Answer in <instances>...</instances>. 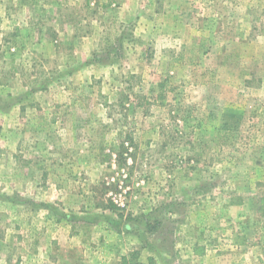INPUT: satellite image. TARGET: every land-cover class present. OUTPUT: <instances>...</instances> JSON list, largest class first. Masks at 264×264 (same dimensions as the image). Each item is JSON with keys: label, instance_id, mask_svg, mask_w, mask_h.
Returning a JSON list of instances; mask_svg holds the SVG:
<instances>
[{"label": "rangeland", "instance_id": "obj_1", "mask_svg": "<svg viewBox=\"0 0 264 264\" xmlns=\"http://www.w3.org/2000/svg\"><path fill=\"white\" fill-rule=\"evenodd\" d=\"M0 264H264V0H0Z\"/></svg>", "mask_w": 264, "mask_h": 264}, {"label": "trees", "instance_id": "obj_2", "mask_svg": "<svg viewBox=\"0 0 264 264\" xmlns=\"http://www.w3.org/2000/svg\"><path fill=\"white\" fill-rule=\"evenodd\" d=\"M124 226H125L124 230L127 231V232H129V231H131L133 229V225L132 224H125ZM147 226H148L147 229H149V230H152L154 228V227H152V225H147Z\"/></svg>", "mask_w": 264, "mask_h": 264}]
</instances>
